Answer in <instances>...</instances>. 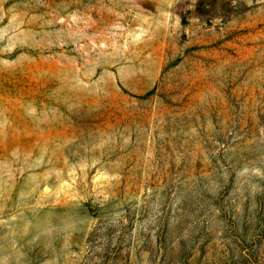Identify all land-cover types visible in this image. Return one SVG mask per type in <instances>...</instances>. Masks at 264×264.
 Here are the masks:
<instances>
[{"label":"rangeland","instance_id":"obj_1","mask_svg":"<svg viewBox=\"0 0 264 264\" xmlns=\"http://www.w3.org/2000/svg\"><path fill=\"white\" fill-rule=\"evenodd\" d=\"M0 264H264V0H0Z\"/></svg>","mask_w":264,"mask_h":264}]
</instances>
